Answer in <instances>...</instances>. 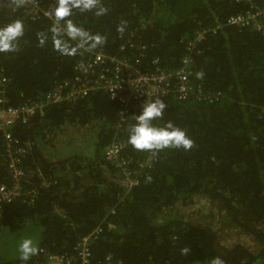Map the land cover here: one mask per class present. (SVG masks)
Masks as SVG:
<instances>
[{
	"label": "trees",
	"instance_id": "obj_1",
	"mask_svg": "<svg viewBox=\"0 0 264 264\" xmlns=\"http://www.w3.org/2000/svg\"><path fill=\"white\" fill-rule=\"evenodd\" d=\"M39 1L47 12L56 5V0ZM100 3L108 9L103 16L76 9L70 17L78 27L104 38L92 50L124 56L120 47L133 37L148 47L145 70L153 71L154 60L165 70H176L188 53L184 40L202 33L189 70L191 84L221 97L186 102L174 94L160 98L168 105L163 122L171 121L187 132L194 141L190 151L135 150L128 143L135 120L127 116L122 121L120 103L104 91L50 106L27 124H16L14 135L34 143L25 165L41 169L50 186L41 189L34 205L17 200L0 208V264L25 263L18 252L24 239H32L39 249L28 262L33 263L40 260L41 249L71 255L88 237L93 264H107L108 257L113 264H211L215 258L223 264H264V35L228 25L230 17L249 12L252 4ZM253 4L263 6L264 0ZM25 6L23 0H0V27L14 20L25 25L17 51L0 54V77L9 79L7 96L14 108L37 101L57 83L74 78L75 66L86 58L83 48L75 56L56 51L53 21L44 14H30ZM64 39L71 47L79 43ZM2 136L0 131V184L10 180ZM114 141L126 144L123 158L140 173L130 191L121 183V168L105 157ZM146 162L148 166H141ZM195 199L220 207L225 223L251 238L258 249L228 243L213 227L197 225L178 212L181 203Z\"/></svg>",
	"mask_w": 264,
	"mask_h": 264
},
{
	"label": "built area",
	"instance_id": "obj_2",
	"mask_svg": "<svg viewBox=\"0 0 264 264\" xmlns=\"http://www.w3.org/2000/svg\"><path fill=\"white\" fill-rule=\"evenodd\" d=\"M26 9L34 16L44 14L47 10L39 0H23ZM252 4V9L245 14H238L228 19V25L238 29L252 28L264 35V5L255 6L254 0H245ZM125 38V37H122ZM202 40V33H197L194 40H184L187 55L181 61V67L176 70H165L159 60L152 61L153 71L144 69V59L148 47L126 38L120 51L124 56L114 55L103 50L83 48L85 60L75 66L76 75L72 79L57 83L44 97L26 105L14 108L7 96L9 79L0 77V131L6 149L8 161L7 171L10 176L8 183L0 184V208L20 200L25 204H35L40 191L48 188L50 182L39 168L25 165V160L32 154L34 143L23 141L16 137L13 128L16 124H27L36 115H43L46 108L67 102H77L97 91H104L111 100L120 103V116L125 121L127 116L138 115L150 99L161 98L174 94L182 102L191 98L200 100H218L221 95L206 93L194 89L191 84L189 70L193 64V55L197 43ZM130 51V55L127 52ZM153 96V97H149ZM126 144L114 141L105 149L106 160L121 168V182L127 191L137 184L140 173L129 167V162L123 158ZM149 162L141 166H148ZM90 238L78 242L71 255L50 254L45 249L40 250V260L28 264H93ZM25 264V263H22ZM107 264H113L112 258H107ZM122 264V263H118Z\"/></svg>",
	"mask_w": 264,
	"mask_h": 264
},
{
	"label": "clouds",
	"instance_id": "obj_3",
	"mask_svg": "<svg viewBox=\"0 0 264 264\" xmlns=\"http://www.w3.org/2000/svg\"><path fill=\"white\" fill-rule=\"evenodd\" d=\"M19 6V5H18ZM81 12H95L96 16L107 14L108 9L103 7L100 0H56L55 7L45 13L53 21L51 29L52 42L56 51L61 55L75 56L81 48H95L104 42L100 35H91L81 27H78L70 17L74 10ZM123 32L124 28H118ZM25 34V25L21 20H14L6 26L0 27V54L17 51L19 40ZM64 37L70 41H78L76 47H71ZM41 45L45 38L41 37ZM202 73L198 76L202 77ZM153 97V96H149ZM168 105L160 98L150 99L146 102L139 115H135V123L129 127L128 143L137 151L159 152L165 149H183L190 151L194 147V141L187 132L174 125L171 121L163 122ZM161 122L159 126L157 123ZM188 248L183 249L188 254ZM19 258L25 264L38 254L39 249L32 239H24L18 246ZM211 264H223L220 258H215Z\"/></svg>",
	"mask_w": 264,
	"mask_h": 264
},
{
	"label": "rangeland",
	"instance_id": "obj_4",
	"mask_svg": "<svg viewBox=\"0 0 264 264\" xmlns=\"http://www.w3.org/2000/svg\"><path fill=\"white\" fill-rule=\"evenodd\" d=\"M61 145L63 146L62 142ZM177 210L183 215L190 216L194 223L199 222L201 225H206V227H213L217 232L222 234L223 239L228 243L230 242L233 245L236 242L242 243L251 251H256L258 249L257 244L251 238L242 235L240 231L231 228L225 223L224 215L221 216L224 213L220 207L214 209L205 199H195L190 204L181 203L177 207ZM202 217H205L206 219H203Z\"/></svg>",
	"mask_w": 264,
	"mask_h": 264
}]
</instances>
